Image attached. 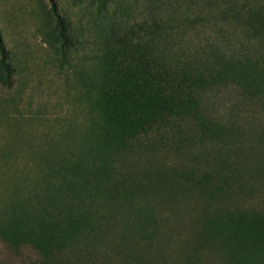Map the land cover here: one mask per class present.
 Instances as JSON below:
<instances>
[{
    "label": "rangeland",
    "instance_id": "obj_1",
    "mask_svg": "<svg viewBox=\"0 0 264 264\" xmlns=\"http://www.w3.org/2000/svg\"><path fill=\"white\" fill-rule=\"evenodd\" d=\"M0 264H264V0H0Z\"/></svg>",
    "mask_w": 264,
    "mask_h": 264
},
{
    "label": "trees",
    "instance_id": "obj_2",
    "mask_svg": "<svg viewBox=\"0 0 264 264\" xmlns=\"http://www.w3.org/2000/svg\"><path fill=\"white\" fill-rule=\"evenodd\" d=\"M58 15H60L58 12H57Z\"/></svg>",
    "mask_w": 264,
    "mask_h": 264
}]
</instances>
